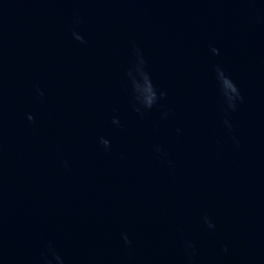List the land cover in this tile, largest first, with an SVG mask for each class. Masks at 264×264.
I'll return each mask as SVG.
<instances>
[{"label":"water","instance_id":"water-1","mask_svg":"<svg viewBox=\"0 0 264 264\" xmlns=\"http://www.w3.org/2000/svg\"><path fill=\"white\" fill-rule=\"evenodd\" d=\"M0 264H264V0H0Z\"/></svg>","mask_w":264,"mask_h":264}]
</instances>
